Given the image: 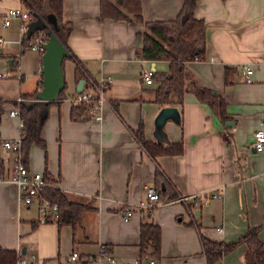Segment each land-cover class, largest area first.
<instances>
[{"label": "crops", "instance_id": "0c3cea01", "mask_svg": "<svg viewBox=\"0 0 264 264\" xmlns=\"http://www.w3.org/2000/svg\"><path fill=\"white\" fill-rule=\"evenodd\" d=\"M5 2L7 7L23 5L22 0ZM182 3L141 0V14L144 20L171 19ZM195 15L207 27L206 56L186 62L189 88L183 102L175 105L181 123L168 119L163 126L167 140L183 142V152L153 158L134 130L142 124L145 139L158 140L155 118L161 105L153 100L158 80L145 83L141 70L150 66L161 72L168 69V61L139 56L143 21L100 17V0H63V18L73 25L68 44L88 75L97 81L112 77L106 87L110 104L101 120L72 118L78 77L75 59L65 58V97L50 105L41 130L45 146L33 144L29 150L31 171L42 173L69 199L90 205L75 225H59L55 216L41 221L36 205L19 201L18 185L8 178L11 152L0 148L5 165L0 178V245L27 259L17 264H58L73 250L85 258L111 252L118 264H135L146 214L136 207L145 200L146 185L163 186L155 179L157 167L177 196L202 193L205 198L193 212L190 200L154 208L153 219L161 227V256L155 264H208L201 233L230 242L260 226L259 238L264 240V150L253 145L254 132L264 129V0H197ZM13 23L8 27L19 36V20ZM2 35L9 40L0 44L14 42ZM17 50L0 47V71L21 74L16 78L18 92H0V135L6 138L21 132L19 116L10 114L15 100L39 88L42 77L41 53ZM242 63L253 68L252 81L240 70ZM198 87L219 93L230 117L221 119L199 100ZM214 192L221 194L212 196ZM131 208H136L133 215L125 219L124 212ZM249 250L246 242L239 243L218 264H247Z\"/></svg>", "mask_w": 264, "mask_h": 264}, {"label": "trees", "instance_id": "16d2710c", "mask_svg": "<svg viewBox=\"0 0 264 264\" xmlns=\"http://www.w3.org/2000/svg\"><path fill=\"white\" fill-rule=\"evenodd\" d=\"M22 3L30 8L33 18L35 13H38L49 21L47 29L52 27L55 30L57 36L68 48L69 57L75 59L76 76L85 77L82 61L76 57L68 44V37L73 25L71 21H65L63 18V0H22ZM196 6L197 0H183L182 7L174 18L144 20L141 14V0H100V17L130 20L131 16L129 14L132 13L135 18L144 22L145 29L139 32L143 39L142 45L137 51L139 56L149 60L163 59L168 61L167 70L161 72H156L155 70L158 86L154 90L153 100L158 102L161 107L167 105L175 106L183 102L184 94L189 88L187 80L190 77L186 62L192 59H204L206 56L208 47L207 27L204 19L195 15ZM50 13L55 15L57 27L49 20ZM47 29L45 30L47 31ZM30 38L25 33L24 42L29 41ZM229 72H231V69L227 67L225 78L227 83L231 80ZM41 86L42 81L40 79L39 88ZM39 88L23 95L20 102L17 99L15 100V105L20 108L19 116L22 120L21 147L27 165L31 146L33 144L45 146V139L42 137L41 130L49 116L50 105L54 102H60L65 97V89H63L59 100L52 102L37 100L36 92ZM195 91L199 100L209 104L221 119L225 120L230 117L226 111L225 99L219 93H215L207 87H198ZM30 99L32 100L31 102L26 101ZM87 108L88 105L85 102L76 103L73 101L71 108L72 118H79L80 114L86 111ZM134 133L153 158L160 154H179L183 152L182 141H169L167 139L149 141L145 139L142 124L134 130ZM4 172V161L0 158V178H3ZM162 174V169L157 167L155 179L157 184L163 183V186L158 185L157 188L161 190L166 198H175L177 196L176 193L172 190L168 181L163 178ZM40 196L59 204L57 213L53 214L57 218L59 225L65 223L75 225L80 220L82 212L90 207L87 203L69 199L60 188L49 184L41 189ZM155 207L144 210L146 214L141 221V254L139 257L141 262H145L149 258L157 259L161 256V227L153 219ZM259 231L260 226L250 227L239 239L230 242L215 241L201 233V242L208 264H218L224 254L242 242H246L250 247L245 256L246 263L264 264V240L259 238ZM20 258L22 256L16 249H9L0 245V264H17Z\"/></svg>", "mask_w": 264, "mask_h": 264}, {"label": "built area", "instance_id": "2783aa9c", "mask_svg": "<svg viewBox=\"0 0 264 264\" xmlns=\"http://www.w3.org/2000/svg\"><path fill=\"white\" fill-rule=\"evenodd\" d=\"M13 19L19 20V36L10 41L19 43L20 49L30 48L43 53L44 42L48 38L46 30H38L31 36L30 40L24 42V35L27 31L28 23L33 19V14L29 7L19 5L15 7H9L4 13L2 24L10 25ZM2 34H0V42L6 41ZM240 70L245 75L247 81H252L253 68L248 63H242ZM14 75L12 70L0 71V77H9ZM17 76L21 74L17 73ZM141 77L147 84H153L155 82V69L150 66H144L141 70ZM85 83L81 91H76L72 96V101L76 103L85 102L88 105L86 111L80 114L81 118H87L92 120H101L103 118V111L105 106L110 104V100L106 95V87L111 84L112 77L103 76L99 81L85 72ZM22 97L19 96L17 101H21ZM10 114L19 116L20 108L15 105L14 108L10 109ZM20 118V116H19ZM20 124L22 127V120L20 118ZM22 137L20 135L16 138H6L0 135V148L6 149L11 152V167L8 178L12 179L17 183L19 188V201L27 206L36 205L39 213V219L46 221L49 216L57 213L59 204L57 202H51L46 197L40 196V191L43 187L48 184L46 177L40 172H33L29 169L25 162V157L22 151ZM253 145L257 150H264V129L260 128L254 132ZM220 192H214L212 196H219ZM145 200L141 201L136 207L141 210H146L150 207H155L162 203L183 201L187 202L190 200L191 208L193 212L195 209L194 205L199 204L202 201L204 195L197 193L194 195H178L175 198H166L161 190L153 185H146L145 187ZM136 208H131L124 212L123 217L129 219ZM27 259L22 257L19 263L26 262ZM157 260L155 258H149L145 262H141L139 259L135 264H155ZM117 257L109 252L104 255H93L85 258L78 250L71 251L64 259L58 264H118ZM31 264H43L41 261H31Z\"/></svg>", "mask_w": 264, "mask_h": 264}, {"label": "water", "instance_id": "95a60500", "mask_svg": "<svg viewBox=\"0 0 264 264\" xmlns=\"http://www.w3.org/2000/svg\"><path fill=\"white\" fill-rule=\"evenodd\" d=\"M55 27H57V19L53 13L49 14ZM49 26V21L42 15L35 13V17L28 23L26 35L31 37L38 30H45ZM48 38L44 42V51L41 54L42 63V86L36 92L37 100L52 102L61 99V91L67 85V79L64 69V60L70 56V52L66 45L57 36L55 30L50 27L47 29ZM12 61V60H10ZM86 79L78 77L76 85L77 91H81ZM31 102L32 100H26ZM168 119L180 123L181 113L177 106L167 105L161 107L155 118V136L158 140L167 139L163 126Z\"/></svg>", "mask_w": 264, "mask_h": 264}, {"label": "rangeland", "instance_id": "374dc122", "mask_svg": "<svg viewBox=\"0 0 264 264\" xmlns=\"http://www.w3.org/2000/svg\"><path fill=\"white\" fill-rule=\"evenodd\" d=\"M6 0H0V33L1 34H4L7 38L9 37V38H17L18 37V35L17 34H14L13 33V27L11 28V27H8V25H3L2 24V19H3V16H4V13L7 11V9L9 8V7H7V4H6V2H5ZM25 7H28L27 5H25V4H23ZM132 16H133V18L134 19H136V20H139V19H137V18H135L134 17V14H132V13H130ZM132 16H131V18H132ZM15 20H18V19H13V22L15 23ZM14 23H13V25H14ZM4 27H8L6 30H3V28ZM14 46H16L17 47V54H19V52H20V49H19V43H17V42H13V43H11V42H5V43H2V44H0V47H1V49H2V51L4 50H6L7 48H10V51H11V53H14ZM12 48V49H11ZM10 70V69H9ZM17 73H19V71L18 70H16L15 71V73H13V74H17ZM32 74V73H31ZM34 75V77L36 76V73L35 74H33ZM29 76V75H28ZM11 77V78H10ZM31 77V76H30ZM16 78H18V76L17 75H13V76H9V78H6V77H0V92L1 91H5V93L7 94V95H10V96H12L15 92H18V87L16 86L17 85V81H19L18 79H16ZM33 78V77H32ZM29 80V79H28ZM30 81V80H29ZM4 83H6V86H3V84ZM5 87L6 88H8V90H5ZM67 88V87H66ZM70 88V87H69ZM66 90V89H65Z\"/></svg>", "mask_w": 264, "mask_h": 264}]
</instances>
